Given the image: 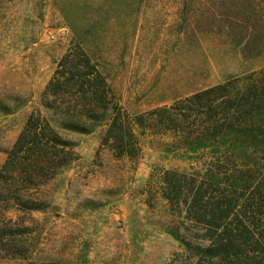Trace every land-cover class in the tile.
<instances>
[{
    "label": "rangeland",
    "instance_id": "rangeland-1",
    "mask_svg": "<svg viewBox=\"0 0 264 264\" xmlns=\"http://www.w3.org/2000/svg\"><path fill=\"white\" fill-rule=\"evenodd\" d=\"M208 10V0H0V168L28 114H48L42 92L75 44L91 55L132 122L141 114L152 122L155 108L264 67V51L245 57ZM109 124L64 132L76 142L75 155L38 191L42 210L0 206L4 236H14L0 245V264H196L186 242H209L187 218L184 193L176 203L165 197L163 176L171 170L198 182L234 148L186 146L183 134L134 125L136 155L118 157L103 142ZM237 150L242 156L232 155V166L255 170L253 186L264 180V160ZM223 171L216 168L219 179ZM250 212L245 222L251 227L254 216L259 223L256 254L264 259V211Z\"/></svg>",
    "mask_w": 264,
    "mask_h": 264
},
{
    "label": "trees",
    "instance_id": "trees-1",
    "mask_svg": "<svg viewBox=\"0 0 264 264\" xmlns=\"http://www.w3.org/2000/svg\"><path fill=\"white\" fill-rule=\"evenodd\" d=\"M208 3L207 17L219 33L240 46L245 57L264 51V0ZM42 104L48 114L41 108L28 114L0 168V206L4 212L12 207L23 211L44 208L38 191L75 155L76 142L64 132L91 133L110 119L104 144L118 157L133 158L138 149L133 126L145 129L155 124L183 134L186 146L234 148L226 150L230 155L226 164L210 167L198 182L195 177L186 179V174L178 178L171 170L163 176L165 197L176 203L184 193L187 218L203 227L198 238L209 242L207 246L186 242L189 257L196 256V264H264L256 254L260 250L259 223L254 216L251 227L245 222V217L252 215L251 209L264 211V180L253 186L255 170H239L231 164L232 155L242 156L237 148L250 150L252 156L264 160V67L197 91L171 108H155L149 111L152 122L143 114L132 122L91 55L75 44L58 60L42 92ZM216 168L224 170L221 179ZM6 233L0 226V245H5V237L9 242L14 237L4 236Z\"/></svg>",
    "mask_w": 264,
    "mask_h": 264
},
{
    "label": "built area",
    "instance_id": "built-area-1",
    "mask_svg": "<svg viewBox=\"0 0 264 264\" xmlns=\"http://www.w3.org/2000/svg\"><path fill=\"white\" fill-rule=\"evenodd\" d=\"M54 37V36H53Z\"/></svg>",
    "mask_w": 264,
    "mask_h": 264
}]
</instances>
